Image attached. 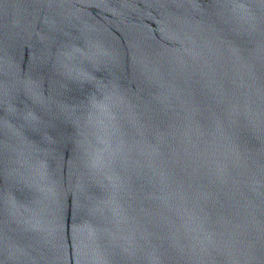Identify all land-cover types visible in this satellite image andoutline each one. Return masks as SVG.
I'll use <instances>...</instances> for the list:
<instances>
[{"label":"water","instance_id":"water-1","mask_svg":"<svg viewBox=\"0 0 264 264\" xmlns=\"http://www.w3.org/2000/svg\"><path fill=\"white\" fill-rule=\"evenodd\" d=\"M0 264H264V0H0Z\"/></svg>","mask_w":264,"mask_h":264}]
</instances>
